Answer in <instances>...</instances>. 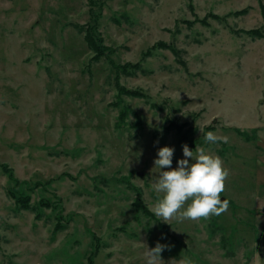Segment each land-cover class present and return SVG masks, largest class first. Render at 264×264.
<instances>
[{"label":"rangeland","instance_id":"1","mask_svg":"<svg viewBox=\"0 0 264 264\" xmlns=\"http://www.w3.org/2000/svg\"><path fill=\"white\" fill-rule=\"evenodd\" d=\"M262 5L0 0V264H146L157 242L165 264H264ZM184 144L221 158L229 208L166 223L154 160Z\"/></svg>","mask_w":264,"mask_h":264},{"label":"clouds","instance_id":"2","mask_svg":"<svg viewBox=\"0 0 264 264\" xmlns=\"http://www.w3.org/2000/svg\"><path fill=\"white\" fill-rule=\"evenodd\" d=\"M204 139L210 144L218 141L228 143L229 140L227 136H217L213 132H207ZM182 149L184 158L177 161V168L172 169L174 148H159L158 158L154 160L159 175L152 182L157 201L150 210L166 223L172 219L198 221L227 212L229 201L222 200L221 193L225 191V181L230 172L223 166L221 158L207 152L204 147H196L195 154L187 144ZM188 158L194 162L190 163ZM166 168L171 170L160 171ZM166 248L170 249V246L159 242L151 249L145 246L146 264H165L161 253ZM171 264H175V260ZM180 264H191V261L182 260Z\"/></svg>","mask_w":264,"mask_h":264},{"label":"trees","instance_id":"3","mask_svg":"<svg viewBox=\"0 0 264 264\" xmlns=\"http://www.w3.org/2000/svg\"><path fill=\"white\" fill-rule=\"evenodd\" d=\"M244 12L245 11L235 12V15L244 14ZM261 13H262L263 21H264V5L261 6ZM248 35H250L253 38H257V39L264 38V24L262 28L260 29H254V30L248 31ZM24 208H28V205L25 204Z\"/></svg>","mask_w":264,"mask_h":264}]
</instances>
